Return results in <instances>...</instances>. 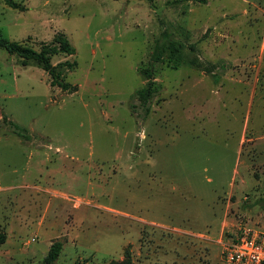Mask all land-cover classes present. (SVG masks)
<instances>
[{
    "label": "rangeland",
    "instance_id": "obj_1",
    "mask_svg": "<svg viewBox=\"0 0 264 264\" xmlns=\"http://www.w3.org/2000/svg\"><path fill=\"white\" fill-rule=\"evenodd\" d=\"M6 1L0 34L37 51L64 36L74 52L50 62H75L76 90L0 47V264L56 240L53 264H223L229 234L264 233V0ZM164 30L219 81L164 55L145 112L134 91Z\"/></svg>",
    "mask_w": 264,
    "mask_h": 264
},
{
    "label": "trees",
    "instance_id": "obj_2",
    "mask_svg": "<svg viewBox=\"0 0 264 264\" xmlns=\"http://www.w3.org/2000/svg\"><path fill=\"white\" fill-rule=\"evenodd\" d=\"M10 6L17 7L13 1H6ZM57 46H51L41 48L39 51L31 48L30 46L21 44L17 41L9 40L0 34V47L7 51L9 54L15 55L19 64L22 66H37L44 70L49 76L50 87H59L65 92H73L76 90V85H72L70 82L64 79V73L66 71H71L75 62L61 63L63 68L57 69L55 65L50 62V57L57 54H71L74 52V48L69 44L66 38L62 35L56 37ZM184 46L177 40L174 39L171 32L164 30L161 36L154 40L150 55L148 57L145 66L141 67L139 70L140 75L144 78L145 84L142 88L136 89L134 91V97L139 101V104L145 112H148V103L153 96L158 92V84L155 82V64L166 57V65L169 68L176 69L180 66L187 65L192 68L201 69L210 74L212 81L217 83L219 81V75L214 72L215 64L204 63L202 61H197L196 59L186 60L182 51ZM192 48V46H190ZM192 50V49H191ZM224 69V66H220ZM134 108V105H132ZM2 120L9 126L10 130L23 139H28L29 135L26 129L14 123L7 118L5 114H2ZM262 205H264V196L260 198ZM5 241V234L0 232V244ZM61 241H54L50 244L47 253L42 258L39 264H53L57 259L58 254L61 250Z\"/></svg>",
    "mask_w": 264,
    "mask_h": 264
},
{
    "label": "built area",
    "instance_id": "obj_3",
    "mask_svg": "<svg viewBox=\"0 0 264 264\" xmlns=\"http://www.w3.org/2000/svg\"><path fill=\"white\" fill-rule=\"evenodd\" d=\"M223 264H264V233L238 228L221 243Z\"/></svg>",
    "mask_w": 264,
    "mask_h": 264
}]
</instances>
